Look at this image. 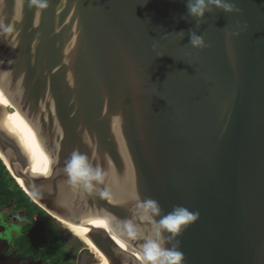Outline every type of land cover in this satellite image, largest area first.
Here are the masks:
<instances>
[{
    "label": "water",
    "instance_id": "obj_1",
    "mask_svg": "<svg viewBox=\"0 0 264 264\" xmlns=\"http://www.w3.org/2000/svg\"><path fill=\"white\" fill-rule=\"evenodd\" d=\"M186 2L0 0V152L51 216L110 218L118 236L152 198L199 213L184 264H264V0L199 28ZM73 151L105 174L91 192L63 171ZM88 238L139 264L101 229Z\"/></svg>",
    "mask_w": 264,
    "mask_h": 264
},
{
    "label": "clouds",
    "instance_id": "obj_2",
    "mask_svg": "<svg viewBox=\"0 0 264 264\" xmlns=\"http://www.w3.org/2000/svg\"><path fill=\"white\" fill-rule=\"evenodd\" d=\"M31 5L37 9H46L49 0H31ZM19 8L20 0H17V9ZM186 9L187 17L184 19L191 17L196 21V28L200 27L205 15L212 13L214 9L227 15L240 13V9L229 0H187ZM5 31L11 29L6 28ZM178 34L183 36L184 33ZM189 44L194 49L206 47L203 37L195 30L189 33ZM63 171L71 185L86 192H91L97 183L102 184L105 179L103 171L94 167L87 156L79 151L72 152L65 162ZM134 217L138 222L126 221L120 226L118 237L121 240V248L138 242L135 255L139 264H184L185 256L180 251L178 238L187 227L199 220L198 212H192L183 206H174L165 214L158 201L146 198L137 200ZM99 222L106 226L112 224L110 218Z\"/></svg>",
    "mask_w": 264,
    "mask_h": 264
},
{
    "label": "flooded vegetation",
    "instance_id": "obj_3",
    "mask_svg": "<svg viewBox=\"0 0 264 264\" xmlns=\"http://www.w3.org/2000/svg\"><path fill=\"white\" fill-rule=\"evenodd\" d=\"M0 162L4 166L0 174V264H72L67 248L69 234L54 220L51 226L40 223L41 212L22 195L1 158ZM6 208L9 212L4 211ZM74 249V264H88L89 260L99 264L79 243Z\"/></svg>",
    "mask_w": 264,
    "mask_h": 264
},
{
    "label": "bare ground",
    "instance_id": "obj_4",
    "mask_svg": "<svg viewBox=\"0 0 264 264\" xmlns=\"http://www.w3.org/2000/svg\"><path fill=\"white\" fill-rule=\"evenodd\" d=\"M0 158L7 166V162L5 157L0 153ZM8 168V166H7ZM9 169V168H8ZM10 172V170H8ZM11 173V172H10ZM12 175V174H11ZM13 177V176H12ZM14 180L17 184L23 189V191L31 198L33 202H35L28 190L25 188L22 179L16 177ZM56 218V217H55ZM58 223H60L65 229H67L72 235H74L78 240H80L88 249V251L97 259L99 264H110L107 259L101 254V252L95 247V245L91 242L88 238V234L94 229H101L105 234H107L113 243L121 250L128 251L132 253L133 256L136 257L135 253L137 250L134 249L133 246L128 245L125 248H121V240L120 238L114 233L111 226H99L97 222L102 221L104 219L99 217H86L79 222H67L63 221L59 218H56Z\"/></svg>",
    "mask_w": 264,
    "mask_h": 264
},
{
    "label": "rangeland",
    "instance_id": "obj_5",
    "mask_svg": "<svg viewBox=\"0 0 264 264\" xmlns=\"http://www.w3.org/2000/svg\"><path fill=\"white\" fill-rule=\"evenodd\" d=\"M15 183L17 184L16 181H15ZM17 186L20 187L18 184H17ZM20 189L23 191V189L21 187H20ZM24 194L31 200V198L25 192H24ZM31 201H30V203H32ZM32 204L35 205L39 209V211L41 212V215H42L41 216L42 217L41 220L42 221L40 223H42V225L51 226V225H53V220H54L55 223L59 224L60 227H62V230H63L64 233L69 234V236H68V242L69 243L67 244V248L70 251V261H71L72 264H74V261H75L74 258H76V255H77L76 254L77 252L74 249V244L79 243L82 247H85V248H86V246L80 240H78L74 235H72L67 229H65L60 223H58V221L56 220V218L54 216H51L49 213H46L43 209H41L39 206H37L35 204V202L32 203ZM9 210H10L9 208L4 209V211H6V212H9ZM53 227H55V226H53ZM57 228H58V226H57ZM76 249H78V248H76ZM88 264H96V262L92 261V260H89Z\"/></svg>",
    "mask_w": 264,
    "mask_h": 264
},
{
    "label": "trees",
    "instance_id": "obj_6",
    "mask_svg": "<svg viewBox=\"0 0 264 264\" xmlns=\"http://www.w3.org/2000/svg\"><path fill=\"white\" fill-rule=\"evenodd\" d=\"M4 170V166L1 164V162H0V174H1V172ZM7 173V172H6ZM22 195L26 198V196L24 195V192L22 191ZM27 199V198H26ZM34 207H35V209H37L38 211H39V209L35 206V205H33Z\"/></svg>",
    "mask_w": 264,
    "mask_h": 264
},
{
    "label": "snow or ice",
    "instance_id": "obj_7",
    "mask_svg": "<svg viewBox=\"0 0 264 264\" xmlns=\"http://www.w3.org/2000/svg\"><path fill=\"white\" fill-rule=\"evenodd\" d=\"M97 223L99 224V226H105L106 227V225H104L103 222H97Z\"/></svg>",
    "mask_w": 264,
    "mask_h": 264
}]
</instances>
